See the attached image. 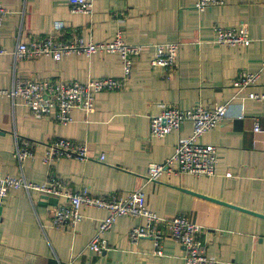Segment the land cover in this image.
<instances>
[{"label":"crops","instance_id":"crops-1","mask_svg":"<svg viewBox=\"0 0 264 264\" xmlns=\"http://www.w3.org/2000/svg\"><path fill=\"white\" fill-rule=\"evenodd\" d=\"M195 1L89 0L88 12L74 13L68 0H1L0 89H9L14 78L85 81L122 75L119 57L103 52L14 60L18 42L52 35L56 20L64 23L66 38L77 34L84 41L100 42L121 31L129 44H182L171 75L152 68L151 51L146 50L134 59L121 90L98 93L93 111L74 109L65 125L52 116L35 118L21 98L1 95L0 176H22L35 183L58 178L71 189L86 187L92 194L117 197L142 187L151 211L162 217L182 213L202 227L206 252L216 264H264V218L229 206L264 215V133L253 131L255 121L264 129V100L247 99L232 87L239 72L259 73L250 91L264 93V0H225L203 11L194 7ZM216 24L244 25L250 44L216 43ZM227 101L232 103L230 116L197 139L216 147L214 175L164 174L146 180L148 165L170 157L192 133L187 121L162 138L150 137L149 116L160 111V104L185 109L200 102L212 108ZM241 104L244 117L238 119ZM57 137L86 143L89 158L45 163L44 144ZM16 140L30 142L32 156L18 162L13 156ZM63 202L57 197L56 204ZM56 204L23 188L0 198V264H186L182 246L173 239L163 240L161 256L152 254L148 239L131 243L128 230L142 218L128 216L117 217L103 234L108 248L93 252L87 244L107 211L83 206L78 224L57 228L51 224Z\"/></svg>","mask_w":264,"mask_h":264},{"label":"built area","instance_id":"built-area-1","mask_svg":"<svg viewBox=\"0 0 264 264\" xmlns=\"http://www.w3.org/2000/svg\"><path fill=\"white\" fill-rule=\"evenodd\" d=\"M70 10L74 13L89 11V0H68ZM225 0H196L194 7L203 11L206 7L223 5ZM4 7L0 0V25ZM64 23L60 20L53 22V34L37 37L28 42H18L13 51L15 61L38 58L51 55L60 59L62 55L76 53L91 56L98 52L115 54L122 65L120 77L100 76L88 78L85 81H54L43 79L14 78L9 89H0V96L6 95L10 99L21 98L30 114L35 118L52 116L59 124L71 122L74 109L91 112L95 108V97L103 91L121 90L128 80L134 59L144 51L150 50L149 64L152 68L161 67L170 75L174 72L181 41L153 44H129L124 41L121 31L106 41H84L77 34L64 37ZM214 41L221 45L243 46L250 44L251 39L244 25L228 27L216 24L213 27ZM264 68V60H262ZM259 73L241 71L232 80V87L238 93H246L247 99L264 100V93L250 91V87L257 84ZM232 103L227 101L214 105L212 108L203 106L200 102L189 108L162 103L160 111L149 116L150 137L162 138L171 131L180 129L184 122H191V135L180 141L174 153L159 163H150L147 167L146 180L156 181L162 175L190 174L195 176H212L215 173L218 155L216 147L199 142L197 139L216 127L223 119L230 116ZM238 119L244 117L243 104L236 115ZM253 131L264 133L258 121L254 122ZM13 156L21 162L25 157L32 156L31 143L16 140ZM43 161L49 163L57 158L86 160L88 146L84 142H76L68 138L57 137L44 144ZM100 155L99 159L103 160ZM23 188L27 192L35 190L47 196L63 197L65 202L56 204L51 213V224L57 228H73L83 215V206L103 209L107 215L99 221L98 228L87 244V248L100 253L108 248L103 234L109 231L119 216L142 218V222L133 225L128 230L131 243H138L141 239H148L152 243V254L163 255L162 242L165 238L173 239L184 250L183 260L186 264H216L217 261L206 252V242L201 236L202 227L182 213L171 217H162L151 211L146 205V196L139 187L130 191L126 197L114 194H92L86 187L71 189L58 178L50 177L43 183L27 181L24 177L0 176V198L12 189Z\"/></svg>","mask_w":264,"mask_h":264},{"label":"water","instance_id":"water-1","mask_svg":"<svg viewBox=\"0 0 264 264\" xmlns=\"http://www.w3.org/2000/svg\"><path fill=\"white\" fill-rule=\"evenodd\" d=\"M188 192H189V191H188ZM190 193H192V192H190ZM192 194H196V193H192ZM44 197L47 198V199H49V201H50L51 203H53V204H56V202H57V197L47 196V195H44ZM201 197H204V198L210 199L209 197H205V196H202V195H201ZM210 200H214V199H210ZM227 205H228V204H227ZM229 206H232V207H234V208H238V209H240V210H243V211H246V212H249V213H252V214H256V215L261 216V217L264 218V215H261V214L255 213V212H251V211H248V210H246V209H243V208H240V207H236V206H233V205H229Z\"/></svg>","mask_w":264,"mask_h":264}]
</instances>
